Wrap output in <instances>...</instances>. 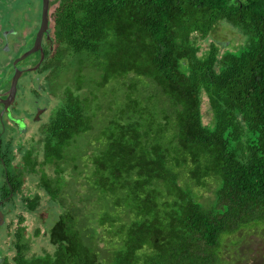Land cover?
Here are the masks:
<instances>
[{"label":"trees","instance_id":"obj_1","mask_svg":"<svg viewBox=\"0 0 264 264\" xmlns=\"http://www.w3.org/2000/svg\"><path fill=\"white\" fill-rule=\"evenodd\" d=\"M55 2L57 59L64 51L88 57L98 88L127 75L133 82L90 156L89 185L103 201L94 223L53 210L52 251L30 253L18 228L13 256L0 264H243L244 230L264 233V0ZM221 21L248 41L238 52L211 44L200 54L196 35ZM137 78L152 89L141 91ZM81 84L79 72L42 129V164L56 165V176L42 172L39 186L52 209L62 204L67 146L92 127ZM25 159L30 171L39 164ZM23 201L27 212L39 207L36 196ZM227 246L237 256L228 258Z\"/></svg>","mask_w":264,"mask_h":264},{"label":"rangeland","instance_id":"obj_2","mask_svg":"<svg viewBox=\"0 0 264 264\" xmlns=\"http://www.w3.org/2000/svg\"><path fill=\"white\" fill-rule=\"evenodd\" d=\"M57 3L55 0L50 1V10L55 8ZM41 0H0V92L9 87L11 76L13 75V60L25 52L33 43L34 35L37 31L40 22ZM196 39L200 48V54H204L211 44H214L219 53L225 51H237L248 41V36L242 30L228 22H218L209 34L201 38L196 35ZM7 47L4 48V47ZM238 52V51H237ZM70 54L69 51H64L62 58L60 57L57 64L45 63L44 71H50L47 76V83L52 85L55 96L48 100L46 93L41 92L40 95H34L29 92L31 82H35L40 74L31 71H26L21 75L18 81V91L15 103L12 106V111L7 115L8 119L11 116L22 118L28 117L33 113L35 107L34 99H39V102L47 105L48 110L41 119L44 121L35 128L37 124L30 120L28 126L33 131L28 132L23 136L21 141L22 149H29L36 156L37 162L43 160V145L42 137L39 134L41 126L48 121L54 114L62 102V95L66 87H74L78 73L81 74L82 89L80 91L82 96L89 100L88 112L92 117V127L90 130L79 135L75 140L69 143L66 149V155L60 162L62 168L61 180L63 181L60 199L62 204L59 207L54 206L52 209L47 203L49 200L39 186V177L42 172L48 175L56 176L54 164H38L34 172L25 177L24 184L21 188L22 196L39 198L38 208L35 212H27L22 206L16 209L15 213L8 219V226L5 236L0 245V253L3 256L12 258L14 251L10 248L12 234L22 228L24 235L29 240L30 253H42L45 251H52L53 245L49 241L47 230L49 225L55 221L53 210L59 212L65 209H73L75 213L82 218H88L90 223H94L97 212L103 206V201L99 200L97 191L89 185V175L93 170L90 156L93 151H98L101 148L99 138L101 137V130L107 123L111 115H114L116 109L123 106L125 92H128V84H132L130 75L123 79H112L104 87H96L95 80L99 75L97 69L94 68L88 57ZM81 58V61L79 59ZM37 59V53H33L21 60L18 66L21 67L26 63L32 65ZM83 59V60H82ZM46 73V74H48ZM133 76V75H131ZM143 79V78H142ZM138 87L141 91L149 92L152 89V84L148 80H140L137 78ZM46 84V83H45ZM35 87V86H34ZM90 92H94L90 93ZM28 109L31 111L28 113ZM202 117L204 123H210V113L207 98L203 95L202 101ZM93 113V114H92ZM28 114V115H26ZM6 120V117L4 118ZM11 127H8L9 129ZM17 147L20 145L17 143ZM22 152L18 153L20 157ZM203 193V192H202ZM209 197V193H204L200 200L203 201ZM38 231V234L36 233ZM4 234V230L0 231V237ZM226 244H229L226 242ZM239 252L246 260L244 263L251 264L253 260H257L258 264L264 263V233L256 228H248L244 230L242 239L239 240ZM236 245V246H238ZM102 246V243H99ZM231 248L228 253V258L237 256L235 247ZM226 253V254H227ZM230 262V261H229ZM231 264V263H230Z\"/></svg>","mask_w":264,"mask_h":264},{"label":"flooded vegetation","instance_id":"obj_3","mask_svg":"<svg viewBox=\"0 0 264 264\" xmlns=\"http://www.w3.org/2000/svg\"><path fill=\"white\" fill-rule=\"evenodd\" d=\"M41 44L43 48V56H41L42 60L39 62L38 67L34 71H31L38 74L45 72L43 70L45 63L48 62L47 66L49 63L51 64L58 63L57 57L55 56L58 44L53 34L52 24H50V30L48 36L46 37L45 35H43ZM4 48L7 49L6 46ZM36 53H37V59L32 65L26 63L23 66L19 67L18 64L19 62H21L19 61L17 63L18 68L26 69L30 66L35 65L40 59L39 51H37ZM60 57L62 58V55L59 56L58 59ZM48 67L52 70V67L50 66ZM49 71H46L45 75L43 73L40 77H37L36 81L31 82L29 86V92L32 91L34 95L37 94L40 95L41 92L46 93L48 100L52 99L55 96L54 93L55 91L52 88V85L47 83L46 81L47 76H49L50 74L48 73ZM6 90L7 89H4L0 92V98L4 97L3 93L6 92ZM17 91H18V83H17ZM34 102H35V107L33 109V113L30 116V120L34 121L37 124L35 128H39V125L42 122H44L41 118L45 116L48 107H46L47 105H45L44 103L42 102L40 103L39 99L37 98L34 99ZM14 103L15 100L2 113L0 119V231L4 230V234L0 237V245L7 231V226L9 222L8 219L13 215V213H15L16 209H18L19 206L25 207L24 206L25 203L23 199L27 198V196H22L21 194L22 192L21 188L22 185L24 184V179L25 177L29 176L31 172L33 173L34 170H36V169H33L32 171L29 170V168L26 166L25 157L29 156L31 161L37 160L36 156L28 148L24 149L23 151L20 150L22 149L21 141L23 139V136L30 131L32 132L33 131L32 129L35 128L34 127L30 128V126H28V123L30 122V120H28V117L22 118L20 120L19 117L11 116L8 119L7 115L10 113V111H12V106ZM2 108L3 105L0 104V111L2 110ZM30 111L31 109H28V112L26 113L29 114ZM5 117L6 120L4 119ZM47 122H45L39 130V134H41L42 138H43L42 129ZM8 127L11 128L7 129ZM17 143L20 145L19 147L16 146ZM19 152H22L20 157L18 156ZM43 158H44V154H43ZM39 164L45 165L42 164V162H40ZM2 258L3 255L0 253V261Z\"/></svg>","mask_w":264,"mask_h":264},{"label":"water","instance_id":"obj_4","mask_svg":"<svg viewBox=\"0 0 264 264\" xmlns=\"http://www.w3.org/2000/svg\"><path fill=\"white\" fill-rule=\"evenodd\" d=\"M49 11H50V0H41L40 22H39L37 31L35 33V38L32 43V46L29 49H27L25 52H23L21 55L17 56L12 62L13 75L11 76L9 87L7 88L6 92L3 93L4 97L0 98V104L3 105V108L0 111V119H1L2 113L15 100L16 93H17V83L21 75L25 73L26 71H34L38 67L39 62L42 60L41 59V56H43V48L41 44L42 37L43 35L47 37L49 30H50ZM37 51H39L40 53V59L35 65L30 66L26 69L18 68L17 63L19 61L25 59L26 57H28L29 55L33 53H36Z\"/></svg>","mask_w":264,"mask_h":264}]
</instances>
